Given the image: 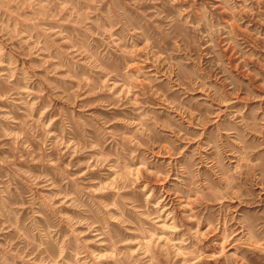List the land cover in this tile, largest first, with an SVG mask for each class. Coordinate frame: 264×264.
Returning <instances> with one entry per match:
<instances>
[{
  "label": "rangeland",
  "instance_id": "obj_1",
  "mask_svg": "<svg viewBox=\"0 0 264 264\" xmlns=\"http://www.w3.org/2000/svg\"><path fill=\"white\" fill-rule=\"evenodd\" d=\"M0 264H264V0H0Z\"/></svg>",
  "mask_w": 264,
  "mask_h": 264
}]
</instances>
